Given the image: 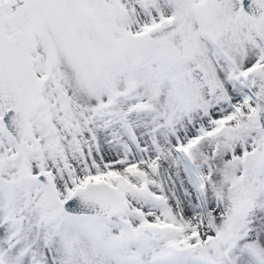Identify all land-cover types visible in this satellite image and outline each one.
Here are the masks:
<instances>
[{
    "label": "snow or ice",
    "instance_id": "snow-or-ice-1",
    "mask_svg": "<svg viewBox=\"0 0 264 264\" xmlns=\"http://www.w3.org/2000/svg\"><path fill=\"white\" fill-rule=\"evenodd\" d=\"M0 264H264V0H0Z\"/></svg>",
    "mask_w": 264,
    "mask_h": 264
}]
</instances>
